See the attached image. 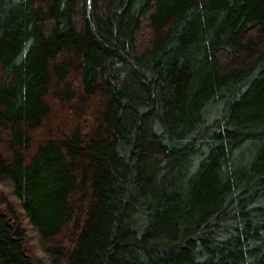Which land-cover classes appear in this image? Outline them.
<instances>
[{"label": "trees", "instance_id": "16d2710c", "mask_svg": "<svg viewBox=\"0 0 264 264\" xmlns=\"http://www.w3.org/2000/svg\"><path fill=\"white\" fill-rule=\"evenodd\" d=\"M0 264H264V0H0Z\"/></svg>", "mask_w": 264, "mask_h": 264}]
</instances>
